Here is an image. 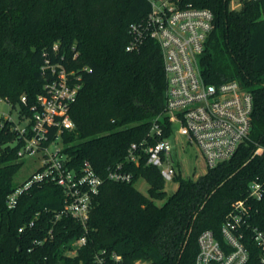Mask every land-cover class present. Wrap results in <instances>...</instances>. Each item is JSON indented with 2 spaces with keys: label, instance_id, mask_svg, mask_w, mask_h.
<instances>
[{
  "label": "trees",
  "instance_id": "trees-1",
  "mask_svg": "<svg viewBox=\"0 0 264 264\" xmlns=\"http://www.w3.org/2000/svg\"><path fill=\"white\" fill-rule=\"evenodd\" d=\"M178 1L213 13L199 58L204 80H237L252 94L253 108L249 138L234 155L196 179L176 174L177 187L167 194L159 169L146 164L145 155L137 165L126 158L132 143L160 138L151 131L153 122L163 124L164 136L170 131L161 119L165 77L158 43L144 35L137 48L126 49L130 25L145 23L149 1L0 0V96L11 106L18 103L19 115L31 116L49 75L41 69L45 59L59 63L81 82L69 109L74 128L61 133L68 166L77 168L86 159L102 177L118 164L132 173L130 182L104 178L86 229L72 217L55 218L63 193L52 181L33 183L8 208L6 195L17 187L13 179L23 161L15 131L3 121L0 264H96V254L108 258L111 253L124 264H193L198 235L210 229L221 239L220 226L234 202L247 197L252 181L264 179V0H240L238 9L230 7L231 0ZM139 177L148 194L135 187ZM251 203L256 210L251 225L264 232V200ZM50 229L52 238L33 243ZM83 234L85 244L68 255ZM246 234L245 264H261L259 249Z\"/></svg>",
  "mask_w": 264,
  "mask_h": 264
},
{
  "label": "built area",
  "instance_id": "built-area-1",
  "mask_svg": "<svg viewBox=\"0 0 264 264\" xmlns=\"http://www.w3.org/2000/svg\"><path fill=\"white\" fill-rule=\"evenodd\" d=\"M148 1L150 10L145 23L130 25L132 39L126 49L137 48L144 35L158 43L165 77L161 119L170 131L168 136H164L163 124L153 122L151 131L160 138L152 144L132 143L126 158L137 165L145 155L146 164L157 167L164 182H173L178 174V164H175L171 138L181 135L194 144L206 169L229 160L238 146L249 138L253 96L235 79L208 83L201 74L199 58L213 28L210 9L190 3L182 5L178 0ZM53 49H57L56 44ZM41 69L43 72L48 70L49 75L43 91L36 97L31 116H26V124L20 125L10 115L0 116V126L3 121L11 123L16 133L14 142L20 144L19 154L22 157L36 156L40 160L35 172L8 193L5 202L8 208H13L22 191L33 183L52 181L63 193V206L56 212L55 218L62 215L72 217L86 229L92 200L104 178L130 182L132 173L118 164L102 177L86 159L77 168L68 166V154L54 144L61 140L63 131L74 128L69 109L78 96L81 82L74 72H68L49 59H45ZM21 101H26L25 96H21ZM24 116L19 115L20 119ZM262 200L264 179H256L250 183L247 197L236 200L224 217L220 226L221 239L210 229L198 235V251L193 264H245L249 258L246 232L257 245L259 261L264 264V232L250 222L253 211H256L251 201ZM34 219L29 222L30 227L34 225ZM52 236L50 229L33 243L41 245ZM85 242L86 235L79 236L72 242L67 254L75 255ZM95 261L96 264H124L116 253H111L108 258L96 254ZM132 264L149 263L137 260Z\"/></svg>",
  "mask_w": 264,
  "mask_h": 264
},
{
  "label": "rangeland",
  "instance_id": "rangeland-1",
  "mask_svg": "<svg viewBox=\"0 0 264 264\" xmlns=\"http://www.w3.org/2000/svg\"><path fill=\"white\" fill-rule=\"evenodd\" d=\"M240 0H231L230 7L238 9L240 7ZM20 106L18 103L10 105L5 99H0V116L10 115L15 122L20 125H25L28 117L23 119L19 117ZM173 144V154L175 164L178 166L177 171L182 177L196 179L198 176L206 171V165L194 144H190L183 136L177 135L171 138ZM55 147L63 149L64 144L61 140L55 142ZM23 165L14 176L15 185H21L25 180L31 176L40 164L39 158L36 156L22 157ZM135 187L143 194H148V184L144 178L139 177L134 183ZM177 187V181L165 182L164 190L167 194L172 193Z\"/></svg>",
  "mask_w": 264,
  "mask_h": 264
}]
</instances>
